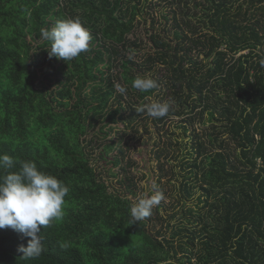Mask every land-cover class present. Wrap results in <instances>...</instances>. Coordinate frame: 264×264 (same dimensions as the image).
I'll return each mask as SVG.
<instances>
[{
  "label": "trees",
  "instance_id": "obj_1",
  "mask_svg": "<svg viewBox=\"0 0 264 264\" xmlns=\"http://www.w3.org/2000/svg\"><path fill=\"white\" fill-rule=\"evenodd\" d=\"M161 4L170 12L158 18ZM68 17L90 29L89 50L71 61L50 58L40 30ZM148 22L152 51L126 58L143 47L134 34ZM261 59L264 0H0V154L35 161L70 188L63 219L41 228L45 251L25 258L18 249L30 238L0 229V264H169L179 255L188 258L183 264H264ZM147 74L158 88H132ZM162 88L174 103L154 119L164 140L153 148L151 195L162 191L166 200L133 224L130 140L111 133L120 122L131 128L135 109ZM167 123L180 131L170 133ZM180 137L188 139L185 157ZM114 148L122 193L92 163L96 151L103 160Z\"/></svg>",
  "mask_w": 264,
  "mask_h": 264
},
{
  "label": "clouds",
  "instance_id": "obj_2",
  "mask_svg": "<svg viewBox=\"0 0 264 264\" xmlns=\"http://www.w3.org/2000/svg\"><path fill=\"white\" fill-rule=\"evenodd\" d=\"M40 39L50 42L47 48L50 58L71 61L89 50L92 34L79 17H68L57 20L50 29L41 28ZM260 64L264 67V59ZM131 86L140 92H150L158 88V83L145 75L137 76ZM114 88L120 95L127 93V86L120 83H115ZM173 103L154 101L135 111L161 118L170 114ZM17 163L19 167L13 171ZM69 192L64 181L42 171L35 161H17L6 153L0 154V229L11 228L30 238L27 246L21 245L18 249L25 258H37L45 251L41 228L63 219ZM164 200L162 191L139 198L130 208L131 222L136 224L150 217ZM60 247L67 249L69 244L61 242Z\"/></svg>",
  "mask_w": 264,
  "mask_h": 264
},
{
  "label": "rangeland",
  "instance_id": "obj_3",
  "mask_svg": "<svg viewBox=\"0 0 264 264\" xmlns=\"http://www.w3.org/2000/svg\"><path fill=\"white\" fill-rule=\"evenodd\" d=\"M65 2V0H63ZM169 8L166 7L165 4H161L160 8H157V10H154L153 15L158 18H161V14H168ZM142 16H145V13H143ZM166 16V15H165ZM161 20V19H160ZM159 20V21H160ZM161 25V23L159 24ZM151 22H148L146 27L143 25H140L137 31L135 32L134 36L136 38H139V40H144L142 45L143 47H140V50H136V52H126L125 57L130 58L134 61H141L140 59L144 58L145 54H147L148 51H152V47L150 46L149 41H147V35L146 31L151 29ZM37 30L40 28L39 26L36 27ZM36 31V30H35ZM34 31V32H35ZM171 33V32H170ZM169 37L172 36V34L168 35ZM147 42V43H146ZM148 44V45H147ZM160 73L164 74L165 70L163 68H160ZM120 70L117 69V72ZM150 75L153 79H155L154 76L157 74L154 73L153 75ZM159 76V75H158ZM167 76H169V72H167ZM163 91L158 90L157 94H161L163 92H166L164 88H162ZM161 92V93H160ZM163 94H161L157 98H150L149 103H152L154 101H167V97L165 96L163 99H161ZM128 114L125 116V120L127 121ZM155 117L149 116L146 112L145 113H138L136 118H134V122L132 123L131 128L126 129L125 124H122L120 122L118 125L114 126V130L111 133V136L113 138H118V136L121 133H124V138L127 139L129 142L126 156L124 158V165L127 168L128 176L133 180V182L136 184L135 192L136 194L129 193V199L135 203L139 198H142L144 196H150L152 189L154 187V183L156 180V177L158 175V169H157V162L154 157L153 148L156 146V144L159 143V141L163 142L164 138H162L164 135L159 131V129L162 127L160 125H156L154 121ZM207 119L211 121L210 115H207ZM173 122H177L179 118L172 117ZM124 125V126H123ZM157 126H160L158 128ZM165 129L169 130V132H179L180 130L176 131V124H166L164 127ZM109 131V127L106 129V132ZM131 131H134V134L130 135ZM104 137L108 138L107 136L101 135L100 138L101 141H103ZM110 139V137L108 138ZM179 141L181 142L180 149L178 150V153L181 157H185L188 153V149L186 147V144L188 142V139H184V137H180ZM105 142V141H103ZM101 145V144H100ZM124 145V144H123ZM109 153L107 157H105L103 160L101 159L100 152L96 151L93 155L94 161L92 162L94 166H96L97 171L103 170L105 173L103 174L104 180L107 184H110L112 186V191H115L117 193H122V191L125 190L126 185L121 186L119 184V181L123 179L121 168L114 166L115 161L112 160L115 158V156L118 155L117 148H114L113 150H108ZM177 153V154H178ZM175 166H179L176 161H174ZM180 167V166H179ZM180 170V169H178ZM195 202V200H193ZM165 203H168L166 201ZM197 203V201H196ZM194 203V206L195 204ZM189 205H192V202L189 203ZM162 213H164L162 211ZM157 228H160V224H156ZM170 237V235H169ZM184 255V254H183ZM182 255H179V259L172 260L169 262V264H183V262L187 261L188 258L181 257ZM181 257V258H180Z\"/></svg>",
  "mask_w": 264,
  "mask_h": 264
}]
</instances>
